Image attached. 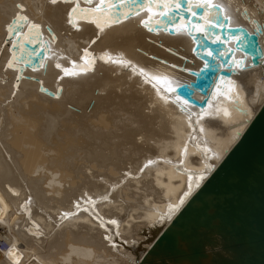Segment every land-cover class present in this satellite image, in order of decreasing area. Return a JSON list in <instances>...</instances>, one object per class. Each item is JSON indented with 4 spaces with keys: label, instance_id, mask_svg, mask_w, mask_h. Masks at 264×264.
Instances as JSON below:
<instances>
[{
    "label": "bare ground",
    "instance_id": "bare-ground-1",
    "mask_svg": "<svg viewBox=\"0 0 264 264\" xmlns=\"http://www.w3.org/2000/svg\"><path fill=\"white\" fill-rule=\"evenodd\" d=\"M131 1L0 0V264H146L264 101V55L209 27L217 5L230 25L260 23L264 52V0H187L204 11L160 27L178 0ZM203 31L234 71L201 107L176 87L211 53ZM25 41L44 50L28 65Z\"/></svg>",
    "mask_w": 264,
    "mask_h": 264
},
{
    "label": "water",
    "instance_id": "water-1",
    "mask_svg": "<svg viewBox=\"0 0 264 264\" xmlns=\"http://www.w3.org/2000/svg\"><path fill=\"white\" fill-rule=\"evenodd\" d=\"M138 1L141 0L131 3ZM178 1L179 7L174 6L164 13L161 23L156 22V26L167 24L168 20L171 22V12H177L179 16L180 8L187 17L189 14L190 17L199 16L198 13L205 9L199 3L196 12L191 14L186 8L187 0ZM217 7L209 27L220 31L223 37L228 33L241 34L237 46H242L251 55L254 64H261L264 55L260 42L262 24H257L252 31L241 24L230 25L222 7ZM172 28L169 27L170 31ZM211 28L208 31L213 34ZM202 34L196 48H209L211 53L203 51L201 57L206 62L198 70H191L195 78L180 83L176 90L188 101L204 107L207 93L219 73L230 76L234 69L221 67V64L231 67V50L226 53L223 50L227 43L221 38L211 39L204 31ZM25 45L35 51L25 53L29 59L27 65L31 60L35 62L39 54H44L36 42L25 41ZM196 89L205 96L197 98L194 95ZM47 93L53 94L52 90ZM208 256H211L210 260L204 262ZM184 259L189 264H264V101L240 137L192 192L143 257L146 264L179 263Z\"/></svg>",
    "mask_w": 264,
    "mask_h": 264
},
{
    "label": "built area",
    "instance_id": "built-area-1",
    "mask_svg": "<svg viewBox=\"0 0 264 264\" xmlns=\"http://www.w3.org/2000/svg\"><path fill=\"white\" fill-rule=\"evenodd\" d=\"M8 247H9L8 240H5L4 238L0 239V249L3 250V249H7Z\"/></svg>",
    "mask_w": 264,
    "mask_h": 264
},
{
    "label": "rangeland",
    "instance_id": "rangeland-1",
    "mask_svg": "<svg viewBox=\"0 0 264 264\" xmlns=\"http://www.w3.org/2000/svg\"><path fill=\"white\" fill-rule=\"evenodd\" d=\"M97 91H98V89H97ZM92 103H93V100H92ZM91 105V104H90ZM44 142V141H43Z\"/></svg>",
    "mask_w": 264,
    "mask_h": 264
},
{
    "label": "snow or ice",
    "instance_id": "snow-or-ice-1",
    "mask_svg": "<svg viewBox=\"0 0 264 264\" xmlns=\"http://www.w3.org/2000/svg\"><path fill=\"white\" fill-rule=\"evenodd\" d=\"M53 2H55V0H53ZM151 163V162H150Z\"/></svg>",
    "mask_w": 264,
    "mask_h": 264
}]
</instances>
